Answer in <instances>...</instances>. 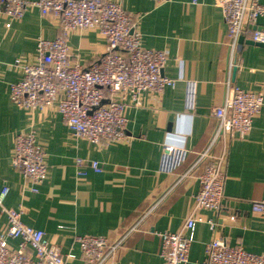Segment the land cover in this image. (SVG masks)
I'll list each match as a JSON object with an SVG mask.
<instances>
[{"label":"crops","instance_id":"obj_1","mask_svg":"<svg viewBox=\"0 0 264 264\" xmlns=\"http://www.w3.org/2000/svg\"><path fill=\"white\" fill-rule=\"evenodd\" d=\"M109 1L141 16L137 27L142 46L168 53L163 75L177 80L175 87L160 94L146 92L140 106H127L129 142L97 146L76 139L56 106L30 113L10 100V85L21 79L11 64L17 59L34 62L39 38L58 37V21L42 16L37 8H29L20 20L0 17V190L9 187L5 208H21L24 224L45 232L69 264H85L76 236L107 237L114 242L161 200L110 264H165L159 256L160 234L180 231L194 207L205 163L184 175L208 146L217 125L214 109L224 100L226 82L264 96V47L249 43L253 30L264 33V16L245 28L233 78L226 26L214 0ZM68 46L71 59L87 67L99 63L107 51V42L97 29L72 33ZM190 84L196 91L193 110L187 107ZM30 128L46 153L48 167L37 193L11 164L16 134ZM165 143L188 151L174 174L160 171ZM227 149L223 207L218 212H199L217 227L211 230L208 224L197 223L188 232L191 246L185 264H203L206 247L215 238L264 254V218L252 212V202L264 200V108L254 118L251 132L232 138ZM221 152L218 143L213 156ZM79 158L99 162L101 173L86 168V176L79 177L75 168ZM230 216H235L234 222ZM7 228V214L0 207V234ZM10 245L17 248L19 241L11 240ZM28 253L33 257L31 249Z\"/></svg>","mask_w":264,"mask_h":264},{"label":"built area","instance_id":"obj_2","mask_svg":"<svg viewBox=\"0 0 264 264\" xmlns=\"http://www.w3.org/2000/svg\"><path fill=\"white\" fill-rule=\"evenodd\" d=\"M163 4L168 0H151ZM222 12L227 31V48L230 68L239 60V39L247 26H255L264 16L261 0H214ZM29 8H37L42 16L58 21L59 35L54 40L39 38L36 58L32 63L17 59L11 68L19 70L21 79L10 85V100L18 108L33 113L56 106L72 136L97 146L113 142L130 141L127 135L128 119L125 110L129 104L141 105L146 93L160 94L175 87L177 80L165 77L163 70L168 62L166 51L145 49L138 31L141 16L129 13L121 4L109 0H0V17L20 20ZM97 29L107 42V51L100 62L89 67L71 59L69 36L78 31ZM252 41L264 43V33L253 30ZM196 91L194 84L187 90V107L194 109ZM264 108L262 93L246 92L233 88L226 82V92L221 105L214 109L216 128L206 149L184 175L196 172L205 163L198 179L200 190L194 207L182 228L176 233L160 234L159 256L165 264H185L191 246L188 232L197 223H206L211 230L217 224L200 211H221L226 200V164L228 143L235 136H247L253 120ZM221 143L222 152L213 156L215 146ZM188 151L176 144L162 147L160 171L174 174L185 162ZM208 161V162H207ZM11 164L31 184V191L48 175L46 153L30 128L16 134ZM76 173L86 176V168L101 173L100 163L76 159ZM10 189L0 190V207L7 214L8 228L0 234V264H69L61 248L51 244L45 232L24 224L22 209L5 208ZM155 203L114 242L107 237L76 236L80 258L85 264H110L126 240L139 230L144 219L159 206ZM252 212L264 218V200L252 202ZM230 222L235 216L229 217ZM11 240H18L13 248ZM31 249L33 257L28 253ZM203 264H264V254L251 253L241 246H229L215 238L206 247Z\"/></svg>","mask_w":264,"mask_h":264},{"label":"water","instance_id":"obj_3","mask_svg":"<svg viewBox=\"0 0 264 264\" xmlns=\"http://www.w3.org/2000/svg\"><path fill=\"white\" fill-rule=\"evenodd\" d=\"M244 42H245L244 37L241 36L240 39H239V44H240V45H243ZM249 43L252 44V45H257V46L264 47V43H255V42H249ZM236 71H237V69H236V68H233V71H232V77H233V78H234L235 75H236Z\"/></svg>","mask_w":264,"mask_h":264}]
</instances>
